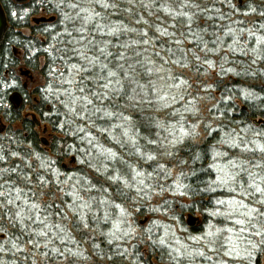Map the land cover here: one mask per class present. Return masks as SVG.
Wrapping results in <instances>:
<instances>
[{
    "label": "trees",
    "instance_id": "obj_1",
    "mask_svg": "<svg viewBox=\"0 0 264 264\" xmlns=\"http://www.w3.org/2000/svg\"><path fill=\"white\" fill-rule=\"evenodd\" d=\"M106 2L116 7L46 0L36 21L39 6L19 8V20L8 15L0 48V264H177L166 228L174 232L178 221L196 236L237 217L215 219L225 206L216 204L223 194L214 189L212 161L228 145L233 153L248 147L235 160L256 159L253 134L264 140V0ZM93 12L100 15L86 22ZM156 70L168 76L156 79ZM205 97L216 103L200 117ZM262 163L251 171L239 165L264 188ZM134 213L154 232L132 230Z\"/></svg>",
    "mask_w": 264,
    "mask_h": 264
},
{
    "label": "rangeland",
    "instance_id": "obj_2",
    "mask_svg": "<svg viewBox=\"0 0 264 264\" xmlns=\"http://www.w3.org/2000/svg\"><path fill=\"white\" fill-rule=\"evenodd\" d=\"M78 8L79 7H76V9ZM246 19L248 20V18ZM167 74L168 73H163V72L161 73L160 71L156 70L154 75L156 79L159 77L160 78L164 77L165 79L166 76H168ZM170 74H177V71L169 72V75ZM180 81L181 82L179 83L183 84L184 80H180ZM160 82L162 81L160 80ZM152 89L155 92L153 97L156 96L157 99L160 98V92H159L158 85H156V87L153 86ZM218 95L219 94H216V97H218ZM214 103H216V101H208L207 97H205L201 99L199 103H197L199 105L198 109L200 110H197L196 112L198 113L200 117H203L204 115L208 113L209 107L211 106V104H214ZM253 136H254L253 137L254 147L256 150H258L255 152V153H258V156L256 159H252V156H249L248 157L249 159L245 158V160L244 159L239 160V161L235 160L236 156L243 158V156H245V154L248 153L247 151L248 147L245 149V147L243 146L240 148L242 152L239 151L237 153H233V150H229L230 146L228 145V146H225L227 150L223 147L221 149L218 148L213 155L214 159L212 161V166H214L213 169L216 170V173L218 175V177L216 178L214 182L215 183L214 189L218 194L219 193L223 194L222 197L216 200V204H217V207H219L220 205L221 206L223 205V207L225 206V208H223L222 210L220 209L218 212H215V213H227V212L233 211V209H236L233 212V214L237 215V217H234V219H238V218L248 219L247 217L242 218L240 216V213L247 212L248 209L239 208L238 205L229 206L227 203L219 204L218 201H221V200L225 202L230 201V200H243V202L247 204L249 208H257L260 210L264 208V205L259 203V201L264 200V195H261L258 198V193L260 192H256L254 187L249 186V185L255 184L261 187V184H262L261 177L259 175L254 174L253 177L250 176L252 178L249 180V182L245 183L244 181L245 177L248 178L250 175L248 174V171H251L253 167H255L256 170L257 169L261 170V167L263 166L262 162H264V152H261L259 150V146H264V140L259 139L258 136L255 134H253ZM224 158H226L227 161H225L226 159L224 160L225 162L221 161V159H224ZM233 163L238 165V167H233ZM239 164L248 165L247 167L248 171L242 168L243 166L241 167ZM221 169L223 171H221ZM225 173H229L230 175L235 176V180H229L228 184L221 183L220 178L225 177ZM262 175H264V172L261 174V176ZM232 189H235V191H232ZM245 190L247 191L245 192ZM222 192H225L226 194ZM228 194L230 195L229 200L226 197L228 196ZM226 205H228L227 208H226ZM131 215L132 216L130 217L131 219L129 221L130 222L129 224H130V227L132 226V230H134L135 232L142 233L144 236V231H142L143 230L142 228H145L148 234L151 233V231L154 229V226L151 225L150 223L149 224L147 223L145 225L139 224L138 220L140 219V217L143 219L142 216L140 217L137 216V219H138L137 220L138 224H137L133 221L134 220L133 216H135V213L134 215L133 214ZM221 216H224V215L215 214V219ZM253 217L254 218L252 219V224H248L246 226L244 233H240L239 232L240 226L235 225L233 223V225L231 224L232 226L229 224L228 226H224V227L215 225L216 228L211 226L207 231L204 230V233L201 235L189 236L186 230L183 227H181V225L177 221V224H174L175 225L174 232L170 233L172 230L170 231L169 228H166V230H164L163 236L165 238L164 240H168V242L170 243V248H172V250L177 251L178 249V255L180 257V260L177 261V264H183L181 261L186 262L185 264H256L257 257H258V254L256 252L259 251L260 248L262 247L261 246L262 242L264 244V237L254 235V233L257 230L264 232V227H261L262 225L259 223L260 221L262 222V218H260L261 216L257 215L256 213H253ZM170 226H173V225H170ZM229 228H232L233 231L228 232L227 229ZM218 229L220 230L219 232L217 231ZM209 231L217 233L216 236L212 238H207L206 234ZM196 237H202L204 239L197 241L194 239ZM210 240H214L215 242L210 243ZM212 248H215L216 251H212ZM230 248H235V252L233 253V256H226L224 253L228 251ZM197 252H204L205 255L204 256L189 255V253H197ZM261 252H264V247L260 251V253ZM236 253H239V257H242V258H239V257L233 258L234 256H236ZM249 253L251 254L250 256H249ZM194 258L198 259V261L199 260L201 261L193 262V263L190 262L191 259H194ZM261 260H262L261 262L264 264V253H263Z\"/></svg>",
    "mask_w": 264,
    "mask_h": 264
},
{
    "label": "snow or ice",
    "instance_id": "obj_3",
    "mask_svg": "<svg viewBox=\"0 0 264 264\" xmlns=\"http://www.w3.org/2000/svg\"><path fill=\"white\" fill-rule=\"evenodd\" d=\"M96 2L99 3L100 6L103 7V8H109V7H113V8H115V7H116L115 4H111V5H110L109 3L106 2V0H96ZM72 7H78V5H72ZM253 10H254V9H253ZM81 11H85V12H87L88 9H81ZM14 15H15V14H14ZM99 15H100L99 13L93 12L92 14H89L88 16L84 17V19H85L86 22H91L92 20L95 19L96 16H99ZM97 27H100V25H97ZM117 31H118V29L113 28V29L111 30L110 34H113V35H114V34H116ZM69 35H70V33H69ZM144 35H147V33H144ZM145 43H147V41H145ZM178 43H179V42H178ZM101 51L103 52V49H101ZM82 55H83V54H82ZM84 58H85V59H89L87 56H84ZM197 59H199V57H197ZM89 63H93V61L89 59ZM210 66H211V65H210ZM73 67H75V66H73ZM102 68H107V65H102ZM81 70H83V71H87V69H81ZM115 75H116L115 72H112V71H109V72H108V76H115ZM183 83H184V84H187V81H183ZM103 87L107 88V87H108V84L103 85ZM80 91L82 92V91H83V88H81ZM84 99L87 100V97H84ZM161 99H164V97H161ZM173 100H175V97H173ZM73 102H75V100H74ZM87 103H88V104H91L92 101H91V100H87ZM73 110H74V109H73ZM233 146H237V147H238V145H236L235 142H233ZM259 150H260L261 152H264V146H259ZM108 151H109V154H110L112 157H115V153H112L111 150H108ZM13 155H15V154H13ZM0 159H2V157H0ZM149 159H155V157H151V156H150ZM233 167H238V165H236V164L233 163ZM221 171H223V170L221 169ZM137 175L139 176V175H142V174H141V173H137ZM229 180H235V176H232V175H230L229 173H225V177H221V178H220V182H221V183H224V184H228ZM125 183H126V182H125ZM140 183L143 184V180H141ZM249 186H250V187H254L256 192H260L261 194H264V188H261V187H259L258 185H255V184H252V185H249ZM138 191H139V189H138ZM232 191H235V189H232ZM246 191H247V190H245V192H246ZM3 195H4V193H3V192H0V196H3ZM8 202L11 203L12 201L9 200ZM218 203H219V204H225V203H227L229 206H232V205H238L239 208H245V209H248L247 212H242V213H240V216H242V217H247L248 219H239V218H238V219H235V220L233 221V223H234L235 225H239V226H240V228H239V232H240V233H244L246 226H247L248 224H251L252 219L254 218V217H253V213H256L257 215H259V216H261V217H264V211H262V210H260V209H257V208H249V206H248L247 204H245V203L243 202V200H230V201H227V202L221 200V201H218ZM259 203L262 204V205H264V200L259 201ZM32 207L35 208V207H38V206L35 205V204H33ZM116 207L119 208L120 206H119V205H116ZM235 210H236V209H233V211H230V212H227V213H214V214H217V215H227L228 217H231V216L233 215V212H234ZM121 211L123 212V209H121ZM85 226H87V225H85ZM57 227H59V226H57ZM253 227H254V225H253ZM261 227H264V225H262ZM61 231H63V229H61ZM217 231L219 232L220 230L218 229ZM227 231H228V232H232L233 229H232V228H229V229H227ZM216 234H217V233H214V232H212V231H209V232L206 234V237H207V238H212V237H215ZM38 235H40V236H46L47 233L41 231L40 233H38ZM125 235H127V233H125ZM254 235H258V236L264 237V232H262V231H260V230H257V231L254 233ZM194 239L197 240V241H200L201 239H204V238H202V237H196V238H194ZM214 242H215L214 240H210V243H214ZM161 243H163V240H161ZM45 246H47V245H45ZM55 251L59 252V249H56ZM68 251L71 253V250H70V249H69ZM212 251H216V249H215V248H212ZM234 252H235V248H230V249H229L228 251H226L224 254H225L226 256H233V253H234ZM60 254L63 255V253H60ZM71 254H72V255H77V253H71ZM189 255H199V256H204L205 253H204V252H197V253H189ZM250 255H251V254L249 253V256H250ZM238 257H239V253H236V256H234L233 258H238ZM239 258H242V257H239Z\"/></svg>",
    "mask_w": 264,
    "mask_h": 264
},
{
    "label": "flooded vegetation",
    "instance_id": "obj_4",
    "mask_svg": "<svg viewBox=\"0 0 264 264\" xmlns=\"http://www.w3.org/2000/svg\"><path fill=\"white\" fill-rule=\"evenodd\" d=\"M46 0H0V4L2 5L5 15H6V20H7V27H8V15L11 14L13 16V19L19 20V12L18 9H24V8H28V7H40V12L38 14H34L35 12H32V20L36 21L39 18H43V16L46 15L45 9L43 8L44 6V2ZM19 6V7H18ZM10 9L7 11V9ZM15 14V15H14ZM3 42V40H2ZM3 43H1L2 46ZM0 46V48H1Z\"/></svg>",
    "mask_w": 264,
    "mask_h": 264
},
{
    "label": "water",
    "instance_id": "obj_5",
    "mask_svg": "<svg viewBox=\"0 0 264 264\" xmlns=\"http://www.w3.org/2000/svg\"><path fill=\"white\" fill-rule=\"evenodd\" d=\"M6 29H7L6 15H5V12H4L2 5L0 4V45H1V42L4 38V34H5ZM18 97H19L18 95L14 96V99L16 100L17 103H19Z\"/></svg>",
    "mask_w": 264,
    "mask_h": 264
}]
</instances>
